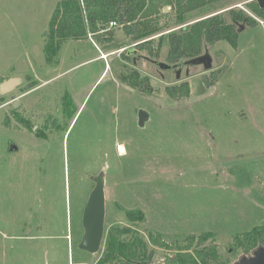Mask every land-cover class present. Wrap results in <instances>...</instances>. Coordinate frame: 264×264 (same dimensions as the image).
I'll list each match as a JSON object with an SVG mask.
<instances>
[{
	"label": "rangeland",
	"instance_id": "374dc122",
	"mask_svg": "<svg viewBox=\"0 0 264 264\" xmlns=\"http://www.w3.org/2000/svg\"><path fill=\"white\" fill-rule=\"evenodd\" d=\"M61 1L0 0V86L22 81L0 94V264H95L116 226L145 237L153 231L169 245L211 232L227 264L252 255L255 249L245 253L235 238L264 225V19L247 9L258 0H223L166 27L162 35L229 9H243L258 23L237 26V49L219 42L204 51L206 60L175 70L159 66L173 65L166 41L153 58L112 25L113 34L101 40L64 41L47 63L46 34ZM134 69L150 78L151 93L123 80ZM186 81L189 97L167 94ZM60 97L71 99V113L56 134ZM142 109L151 115L146 128L138 125ZM46 120L52 129L43 140L34 128ZM9 140L16 155L8 153ZM102 169L106 231L92 256L79 248L82 217L94 188L88 177ZM137 209L145 221L127 215ZM152 249L154 264L173 255Z\"/></svg>",
	"mask_w": 264,
	"mask_h": 264
},
{
	"label": "trees",
	"instance_id": "16d2710c",
	"mask_svg": "<svg viewBox=\"0 0 264 264\" xmlns=\"http://www.w3.org/2000/svg\"><path fill=\"white\" fill-rule=\"evenodd\" d=\"M223 0H62L57 5L46 34L44 49L47 63H54L61 44L66 40H82L88 36L113 34L110 25L115 22L138 49L147 51L158 58L165 41L168 44V60L177 65L186 60L200 58L204 51L219 42H227L233 48L238 47L239 29L244 23L257 26V21L247 11L229 9L222 13L214 12L193 23L186 24L182 30L162 35L170 24L184 25L185 20L194 12L203 10ZM167 8L168 11L166 10ZM258 19H264V8L255 1L247 3ZM230 15V23L225 14ZM164 23V24H162ZM161 35L156 38V36ZM158 40V45L154 43ZM124 55V54H123ZM125 59L128 56L125 54ZM135 62V60H133ZM123 80L129 87L141 92L151 93L150 78L144 77L134 69ZM6 81V80H4ZM211 85V84H210ZM167 94L174 100L185 99L191 94V86L186 81L180 85L166 88ZM130 218L145 221L140 209L128 211ZM147 236L127 226H116L109 234L106 248L95 264H154L153 246L168 249L173 255L166 256L162 264H227L223 261L215 243L213 233L190 235L184 240L167 244L164 237L147 230ZM236 245L245 253L258 247H264V225L256 227L243 236L235 238Z\"/></svg>",
	"mask_w": 264,
	"mask_h": 264
},
{
	"label": "water",
	"instance_id": "95a60500",
	"mask_svg": "<svg viewBox=\"0 0 264 264\" xmlns=\"http://www.w3.org/2000/svg\"><path fill=\"white\" fill-rule=\"evenodd\" d=\"M261 8H264V0H258ZM187 26V25H186ZM184 27L180 28L182 30ZM208 52V51H207ZM131 52H129L130 54ZM206 57L187 60L186 63H181L177 65H164L160 64L159 66L165 70H175L180 68L181 65H193L198 62L206 60ZM209 60V58H207ZM135 63V62H134ZM182 71H177V78L180 79ZM189 74V72H187ZM21 79L14 78L4 81L0 86V94L6 95L15 90L18 86L21 85ZM151 115L145 111L140 110L138 113V125L141 128H146L147 123L150 121ZM106 173L104 170L95 176L94 182L95 187L92 190L91 194L87 199L86 207L83 211V236L79 244V248L83 251L88 252L92 256H96L100 252L104 243V236L106 231ZM234 264H264V247H258L252 252V255H247L241 257Z\"/></svg>",
	"mask_w": 264,
	"mask_h": 264
},
{
	"label": "flooded vegetation",
	"instance_id": "af4514ba",
	"mask_svg": "<svg viewBox=\"0 0 264 264\" xmlns=\"http://www.w3.org/2000/svg\"><path fill=\"white\" fill-rule=\"evenodd\" d=\"M18 88H19V86L15 90H13L11 93L16 91ZM57 101H60L63 104L59 105L58 103H56V106H54V108H55V127L56 128L52 129L51 126L48 125V120H46L43 124H41L40 127H35L34 128L35 133H37L38 137L42 138L43 140L46 139V131H48V130L50 131V129L56 130V134L62 132L64 129H66V121H65V119H67V117L70 115L69 113H71L70 112V108H69L70 107V103H71V99L70 98L66 99V97H65L62 100V98L60 97V99H57ZM18 104L19 103H17V98L14 97L13 98V103H12V111H13V114H14L13 118L15 116V110H16V107L18 106ZM23 121H24L23 124H24L25 127L30 126L29 122L27 123V121H25V120H23ZM8 153L10 154V156L16 155L18 153V146L13 142V140H9ZM43 163H44L43 159L40 158V166H39L40 172L42 170H44L43 166H41ZM14 169H15V165H14ZM102 171H103V169L100 172H98L97 174H95L94 176L92 175V176L88 177L89 182L93 183L94 187H95L94 178H95L96 175L100 174ZM11 179H14V177H12ZM41 189H42V185H41ZM36 215H37V213H36Z\"/></svg>",
	"mask_w": 264,
	"mask_h": 264
},
{
	"label": "built area",
	"instance_id": "2783aa9c",
	"mask_svg": "<svg viewBox=\"0 0 264 264\" xmlns=\"http://www.w3.org/2000/svg\"><path fill=\"white\" fill-rule=\"evenodd\" d=\"M111 25H112V26H115V25H116V23H115V22H112V23H111Z\"/></svg>",
	"mask_w": 264,
	"mask_h": 264
},
{
	"label": "bare ground",
	"instance_id": "6f19581e",
	"mask_svg": "<svg viewBox=\"0 0 264 264\" xmlns=\"http://www.w3.org/2000/svg\"><path fill=\"white\" fill-rule=\"evenodd\" d=\"M103 58H107L106 56H103Z\"/></svg>",
	"mask_w": 264,
	"mask_h": 264
}]
</instances>
